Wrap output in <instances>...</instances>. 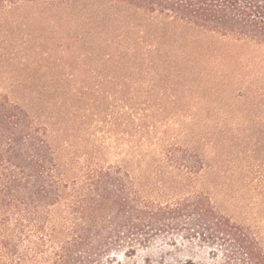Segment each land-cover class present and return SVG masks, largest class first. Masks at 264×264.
Instances as JSON below:
<instances>
[{
    "label": "trees",
    "instance_id": "obj_1",
    "mask_svg": "<svg viewBox=\"0 0 264 264\" xmlns=\"http://www.w3.org/2000/svg\"><path fill=\"white\" fill-rule=\"evenodd\" d=\"M237 48L264 51V0H0V264H264L258 232L203 185L204 154L157 114L185 110L184 90L264 86ZM55 56L109 77L73 85L47 74ZM197 124L180 135L224 140ZM157 245L178 253L142 254Z\"/></svg>",
    "mask_w": 264,
    "mask_h": 264
},
{
    "label": "rangeland",
    "instance_id": "obj_2",
    "mask_svg": "<svg viewBox=\"0 0 264 264\" xmlns=\"http://www.w3.org/2000/svg\"><path fill=\"white\" fill-rule=\"evenodd\" d=\"M216 43L224 53L228 54V40L219 39ZM237 49L243 56L254 55L256 62L264 64V51L247 54V50ZM59 59L60 57L55 56V61L50 63L47 74L55 76L64 72L71 77L70 83L73 85L95 87L99 82L103 84L106 82L104 77H109L107 69L97 61H88V65L84 67L83 64H78L75 58L67 56L63 57L67 62L66 66L60 67L56 64ZM254 71L251 73L240 71L239 78H245L249 74L255 77L258 72L256 69ZM227 75L229 76L230 72H227ZM260 75L264 76L263 73ZM49 81H51L50 77L40 76L36 84ZM118 81L120 82L121 78L113 80L112 91ZM240 84L242 85L233 86L228 83V86L209 87L207 94L184 90V96L181 93L178 95L180 101L177 105L184 106L185 110H178L176 106L171 111L165 110L157 114L169 121L161 127L162 130L169 129L173 135L176 133L177 142L195 147L204 154L209 171L204 174L201 181L211 191L220 207L238 221L250 224L264 241V86L248 87L247 83L242 81ZM4 88L11 91L8 83ZM258 92L260 94L257 97L255 94ZM171 93H173L172 90H170ZM249 94L250 97L253 94L254 98H248ZM18 96L22 98V95L18 94ZM96 96L93 98L96 99ZM149 98L152 102L157 100L155 95ZM170 101L163 104L168 107ZM191 121L198 122L195 128L198 134L215 132L218 133L216 136L224 135V140L214 144L209 141L211 134L205 137L206 139L204 137L200 139V136L204 135L186 136L183 134L187 132L185 130L180 135L181 126L188 127L184 125V122L191 123ZM172 122L175 123L172 124ZM247 136L248 141L242 139ZM235 137L237 139L233 140ZM130 147L127 143H121V147L116 150L120 152L122 149L127 152ZM255 148H257L256 152ZM122 155L116 153L112 160H120ZM160 253L175 255L178 252L162 245L142 252V254L153 255Z\"/></svg>",
    "mask_w": 264,
    "mask_h": 264
}]
</instances>
